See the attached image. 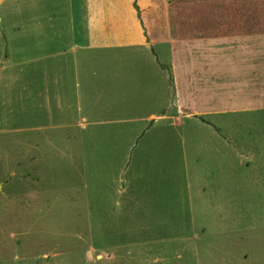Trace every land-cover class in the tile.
<instances>
[{
  "label": "rangeland",
  "instance_id": "rangeland-1",
  "mask_svg": "<svg viewBox=\"0 0 264 264\" xmlns=\"http://www.w3.org/2000/svg\"><path fill=\"white\" fill-rule=\"evenodd\" d=\"M67 1L0 0V264H264V0H145L148 54L40 80Z\"/></svg>",
  "mask_w": 264,
  "mask_h": 264
},
{
  "label": "crops",
  "instance_id": "crops-1",
  "mask_svg": "<svg viewBox=\"0 0 264 264\" xmlns=\"http://www.w3.org/2000/svg\"><path fill=\"white\" fill-rule=\"evenodd\" d=\"M134 2L135 0H77L75 3L79 5L76 6L77 10L76 8L75 10L79 15L81 29H76V19L72 18V11H74L72 4L74 5V2L68 0L66 2L67 18L63 22L64 25L62 26L64 27L60 35L61 37L66 35V43L60 46L61 49L59 47H51L54 50L50 53H46L45 49L40 48L38 52H32L31 64H37V74L35 76H41L40 80H43V74H41L43 71L63 74L64 72H77L79 68L88 70L89 61L95 62L96 60L95 57H92V52L100 49L134 48L145 52L150 47L152 48L157 41L152 35H154L155 29L160 28L158 25L161 24V19L156 17V19L158 18L156 25L149 16L147 17L145 13L141 12L145 5V0H137L139 12H136L134 8ZM76 31L83 37L79 38L78 34L76 36ZM33 32L35 33V31ZM80 42H83V44ZM173 44V42L169 43L171 48L169 51L170 55L174 53L175 47H172ZM186 44L187 46L191 45V43ZM89 56L91 57L90 59ZM41 63H43L42 66H40ZM170 63L173 65L172 70L174 67L177 68L178 64L174 60ZM63 81L54 82L55 88L59 87V85L64 86L66 83ZM172 85L175 90V102L178 103L177 80ZM37 86H40V84ZM77 88L78 86L75 84V99L79 97ZM66 92L64 91V93ZM52 93L55 95L57 91L52 90ZM54 102L59 103L58 101ZM178 119L176 117L175 121L177 122ZM34 126L37 127L36 125Z\"/></svg>",
  "mask_w": 264,
  "mask_h": 264
}]
</instances>
